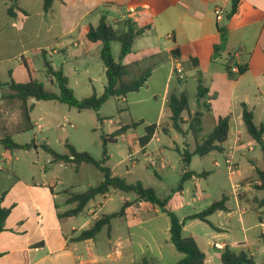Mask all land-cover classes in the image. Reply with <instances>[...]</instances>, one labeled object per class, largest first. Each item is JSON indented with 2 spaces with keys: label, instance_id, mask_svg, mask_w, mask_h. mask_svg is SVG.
Segmentation results:
<instances>
[{
  "label": "crops",
  "instance_id": "crops-1",
  "mask_svg": "<svg viewBox=\"0 0 264 264\" xmlns=\"http://www.w3.org/2000/svg\"><path fill=\"white\" fill-rule=\"evenodd\" d=\"M231 2L232 0H60L59 17L62 29L60 34L51 37L46 40V43L33 49H26V45L20 38L23 35L21 34L23 29L20 25H25L29 19V14L17 12V17H10L7 13L8 3L5 0H0L2 12L6 17L0 24V35L6 31L8 33L13 31L18 36V43H22L20 51L16 55L0 59V82L6 85L0 87V90H8L7 86L12 80L16 83H25L29 80L28 72L24 66L25 60L32 65L36 73L39 71L33 66L30 57H27L32 50V52L41 50L43 61L47 59L53 69L58 70L54 66L53 56L61 55L64 57L68 54L69 48L63 47V42H57V40L64 37L71 38L73 46H83V54H88L94 47H99L88 40L86 33L91 25H98L102 15L112 12L115 15L112 21L119 22L120 30L123 29V22L126 19H132L139 28L149 27L143 36L136 39L132 52L121 60L122 64L129 67V74L136 76L134 79L140 77L144 72H149V77L144 86L133 93H138L147 87L149 89L150 83L156 81L162 85L157 87V91L152 96L154 98L161 96L163 102L168 105L171 93L186 92L183 89L177 90L171 87L174 77L178 84H182L187 81L188 77L201 75L202 80L198 82L202 84L204 80H212L211 78L214 76L222 75L230 83L229 89L232 96L246 75H251L255 81L264 77V0H241L236 14L228 18ZM218 7L224 10L221 20H217L215 15V9ZM42 9L46 12L44 5ZM91 18H94L93 23L90 21ZM82 24L84 25L83 38L78 39L74 34ZM38 32L39 30L36 31V33ZM45 33L50 34L51 30L47 29ZM51 42L53 43L51 44ZM175 49L180 51L179 58L172 54ZM18 57L22 58V64H15L13 67L12 63ZM192 58L197 59V67L191 61ZM232 61L238 65L247 66L246 73L238 75L234 80L229 79L226 73V66H229ZM177 67L183 71L181 79L174 72ZM21 69L26 71L25 74L21 72ZM43 73L49 77L50 82L53 81V76L46 74V68ZM2 76H4L3 81H1ZM223 84H225L224 80ZM206 89L207 95L203 100L205 104L210 106L211 111L209 112L211 113L215 105L209 96V89ZM219 95L218 92L216 96L219 97ZM126 97L120 99L116 97V99L125 101ZM136 102L142 104L143 99L138 98ZM252 109L254 123L264 125L262 118L256 122V109ZM197 113L193 112V115ZM163 114L162 108H160L157 118L148 124V126L152 124L157 126L155 135L159 131L165 132L162 128L163 123L160 121ZM185 114L189 113H183L184 121H186ZM168 116L171 117V112L168 113ZM219 117L222 116L214 118V126ZM0 120L5 121L1 114ZM186 124L189 126V123ZM241 125L244 123L234 122L230 117L228 139L224 144L223 152L218 153H222L225 157L229 150L236 152L235 173L236 175L239 174L240 183L244 187L239 195H236L234 190L230 194L235 200L230 195H222V197L227 198L225 202L227 210L217 211L211 217L225 215V218L229 220L227 223L233 226L231 217L234 212L230 204L234 201L238 206L239 223L243 235V241L238 245L247 248L249 252L236 251L231 248L233 245L230 247L227 243L219 241L214 242L224 244V247L213 248L211 240L207 242L206 247L202 248L199 241L195 239L206 255L205 264H222L220 255L225 247H229L237 253L244 252L253 258L252 253H250L252 247L250 238L251 236L261 237V234L264 233V214L261 211L258 214V223L251 227L245 226L246 220L243 218V215L248 213V209H252L243 204L244 201L248 200L245 184L249 182L247 180L250 177L254 176L253 174H257L256 169L264 168V161L263 154L260 157L252 155L248 159L251 165L249 173L242 174L240 172L239 157H244L246 154L243 152L242 141L244 139L252 140L248 136L245 126L242 128ZM1 126L2 128L8 127V125ZM126 132L123 134L124 137L127 136ZM169 132L166 131V133ZM184 132H186L185 129ZM142 136H137L135 145L137 150L146 153L150 143L145 149H142L139 145V138ZM0 145L3 148L1 143ZM256 146L257 148L260 147L258 144ZM3 150L4 152L0 154L2 159L0 201L1 206L8 209L10 213L5 220L3 231L0 232V264H141L143 260H147L151 264L152 260L147 253L152 254L156 264H174L182 259L183 255L176 250L170 241V219L167 214L162 210L159 213V207L137 199L134 193H131L132 196L129 197L124 195L129 193L117 190H111L102 197L109 201L112 199V193L119 192L123 195L121 196V206L123 203H127L125 215L113 219L110 228H103L95 238L76 241L74 238L79 233L90 229L102 215L111 214L120 209L103 213L105 204L97 202L95 198L87 204L82 212L72 214L76 204L69 203L68 198L75 192L65 187H59L63 185V179L53 174L54 166L56 167L57 164L61 166L64 164L63 162L54 160L53 156L48 153L52 157V159H47L49 166H45L38 175L35 172L37 164L33 163V168L29 167L27 170L31 177L26 179L15 171V161H20L19 156L14 158L12 151H7L4 148ZM212 153H217V151L210 154ZM247 153H253V151ZM71 164L73 163L67 165ZM214 164L216 166L219 163L215 161ZM185 171L192 170L181 171L180 179ZM126 172L130 173L131 171L126 167ZM112 174L125 178L124 173L116 172L114 169H112ZM208 175V171H203L201 177ZM195 177L197 178V176ZM256 183H258V179ZM195 185L197 186V183ZM183 189L184 187L181 193L184 192ZM198 199L199 194L193 197L194 202ZM253 200L257 203L256 208L264 206V198L259 202L255 196ZM168 208L176 213L180 220L201 212L194 211L181 216L178 214L179 209H172L169 205ZM161 217L168 218L167 222L162 221L163 226L160 223ZM185 228L186 223H184L183 230ZM216 229V238L224 235L221 227ZM166 232L169 233V237H161L162 234L166 235Z\"/></svg>",
  "mask_w": 264,
  "mask_h": 264
},
{
  "label": "rangeland",
  "instance_id": "rangeland-1",
  "mask_svg": "<svg viewBox=\"0 0 264 264\" xmlns=\"http://www.w3.org/2000/svg\"><path fill=\"white\" fill-rule=\"evenodd\" d=\"M18 4L21 9L29 14V19L25 25H20L23 29L21 32L23 35L20 38L26 45V49H33L46 43V40L51 37L60 34L62 30L59 17L60 0H54L52 10L48 12L43 11L42 0H19ZM106 16L110 21L115 17L112 12L107 13ZM5 19L6 17L0 5V24ZM90 21L93 23L94 18H91ZM112 23L120 31L119 22L112 21ZM47 29L51 30L50 34L45 33ZM37 30H39L38 33H36ZM83 33L84 25L82 24L74 35L78 39H82ZM57 42H63V47L66 46L69 51L64 57L54 55V66L56 69H63L64 74L69 79L68 87L73 91L75 98L81 100L91 97L93 94L101 95L104 91L105 75L103 62L100 58V47H94L88 54H83V46H73L69 37L61 38ZM21 44L18 43V36L13 31L2 33L0 35V59L16 55L20 51ZM32 51L28 53L27 57H30L33 66L39 70L37 72L38 78L45 83V87L48 90L59 94L58 86L50 82L49 77L43 73L45 66L41 50ZM112 54L116 60L119 59L120 43L117 41L112 43ZM15 64H22V58L18 57L12 63V66L14 67ZM21 72L25 74L26 71L21 69ZM134 77L136 76L129 74L125 80L130 81ZM3 78L4 76H2L1 81H3ZM211 79L202 81V86L209 89V96L215 105L211 113L197 99V86L199 84L198 81L202 80L201 75L188 77L187 81L182 84H178L177 79L174 77L171 84L172 88L183 89L188 94L189 109L192 113L185 114L186 123L191 121L193 112H201L203 115L202 131L198 135L199 141L212 131L215 117L229 115L234 122L243 124L241 103H245L252 111V108L256 109V122H258L259 118L264 119V77L255 81L251 75H246L240 81L232 96L229 89L230 83L222 75H216ZM223 80L226 85L223 84ZM159 85L162 84L152 81L149 89L147 87L138 93H130L125 101L110 98L98 112L93 109L79 111L58 101L36 102L32 113V120L35 123L34 127L29 131L12 136L13 141L16 143L31 144L29 150L12 151L14 158L16 156L20 158V161H15V171L20 176L29 179L31 176L27 170L32 167L33 163H36L35 172L39 175L45 166H49L47 159H52L42 145L51 146L58 154L68 155L69 148L66 145L68 144V146H72L79 153H89L97 161L102 160L103 152L106 150L108 158L104 164L105 166L111 170L114 169L116 172L124 173V179L127 182L140 181L146 187L153 188L160 198L169 200V206L172 209H179L178 214L181 216L188 215L194 211H202L213 201L220 200L222 195H230L233 192L232 185L234 183L241 185V178L239 174L236 175V173L229 172L222 153H212L205 157L195 156L188 167L183 166L182 156L176 147L180 150L186 148L193 152L196 141L188 124H180L182 131L171 127L172 121L168 116L170 112L168 105L163 102L161 96H157V98L152 96ZM218 92L220 93L219 97L216 96ZM9 93V90H0V114L5 118V121L0 120L2 122L0 124V136L1 125H8L9 128L22 126L20 101L2 97ZM138 98L143 99L142 104L136 102ZM160 108H162L164 113L160 119L161 123H163L162 127L168 132L170 130V132L159 131L147 147V152L143 153L137 150L135 139L137 136L145 134L146 127L157 118ZM132 122L139 124L127 130V136L124 137L118 132L122 125L131 124ZM241 126L244 128V125ZM184 129L186 132H184ZM246 140L242 141L243 152H246V154L244 157H239L238 162L242 174L249 173L251 170L248 160L250 156L260 157L262 155L261 148H257V146L252 150L253 153H247L252 151L246 148V142L250 141ZM104 144H106L105 147ZM3 152L4 150L0 145V154ZM129 154H132L137 159V163L134 166L127 160ZM236 160L235 157V163ZM215 161L219 163L218 167L215 166ZM260 162L262 163V161ZM67 164H62L61 166L57 164L53 168V170L55 169L53 174L63 179V185L59 186L61 188L65 187L75 193H81L90 187H96L104 179L102 171L93 164L82 163L80 167L75 164ZM126 167L131 171L130 173L126 172ZM184 170H192L197 174L208 171L209 175L207 177H195L186 181L183 184L184 192L181 193L179 190V175ZM253 175L247 180L249 182L245 184L248 200L244 201L243 204L252 208L248 209V213L243 215L246 220V227H251L258 223L260 211L264 214V206L256 208L257 203L253 200L255 196L259 202L264 198V190L256 188L258 175ZM195 183H197V186ZM243 187L241 185L242 190ZM197 194H199V199L194 202L193 197L197 196ZM111 195L112 199L109 201H106L102 195L96 197L97 202L105 204L103 213L115 211L121 207V196L123 195L119 192ZM124 195L132 196L131 193ZM230 196L234 199L232 195ZM230 205L234 212L231 217L233 226L227 223L229 220L225 218V215L221 217L218 215L210 216L208 218L209 223L201 220H186L183 236L195 238L199 241L202 248L206 247L207 242L211 240L212 242H225L230 247L233 245L231 248L236 251L248 253L247 248H242L238 245V243L243 241L241 224L239 223L240 214L237 211L238 206L234 201ZM159 213H161L160 208ZM164 220L167 222L168 218H160L161 226L164 225L162 224ZM217 227H221L222 233H224L219 238H216ZM251 234H253V231H251ZM161 237H169V233L166 232V235L162 234ZM250 245L252 246L250 253L253 255L254 264H264V243L261 237L251 236ZM258 247H261V249H258ZM147 255L152 260L151 264H156L152 254L147 253Z\"/></svg>",
  "mask_w": 264,
  "mask_h": 264
},
{
  "label": "trees",
  "instance_id": "trees-1",
  "mask_svg": "<svg viewBox=\"0 0 264 264\" xmlns=\"http://www.w3.org/2000/svg\"><path fill=\"white\" fill-rule=\"evenodd\" d=\"M8 3L7 13L10 17H17V12L25 14L26 12L19 8V0H5ZM44 10L50 11L53 7L54 0H42ZM241 0H232L231 10L228 13V18L236 14L238 5ZM123 29L118 31L115 25L104 14L101 16L97 26H90L86 37L89 41L95 43L100 47V58L105 67V79L106 84L104 91L101 95L93 94L91 97L78 100L75 98L73 91L68 87L69 79L64 74L63 69L54 70L51 63L44 59V66L46 68V74L53 76V83L59 88V94L48 90L45 87V83L41 81L32 65L24 61V66L28 72L29 80L25 83H16L13 80L8 84L9 94L3 95V98L17 99L20 101V110L22 117V126L17 128H2V136L0 143L7 151L14 150H29L31 144H19L13 141L12 136L21 132H26L34 127L32 120V113L35 108V103L39 101H58L60 103L67 104L69 107L76 108L77 110L93 109L98 112L102 105L110 98L126 97L128 94L137 92L146 83L149 72H144L140 77L130 81H126L124 78L129 74V67L121 63V60L127 57L131 52L136 39L143 36L149 27H137L136 23L132 19H126L123 22ZM120 43L119 61H117L112 54V43ZM174 57H180L179 49L172 51ZM194 66H198V61L192 58ZM239 73L234 74L230 71L229 66H226V73L228 78L234 80L238 75H243L247 71L246 65H239ZM179 79V78H178ZM180 81V79L178 80ZM6 86L0 82V87ZM197 99L199 103H202L207 111H211L210 106L204 103L207 95V89L200 83L197 88ZM242 121L244 123L248 136L255 141L261 148L264 161V141L262 140V133L264 131V125H256L254 123V113L248 108L245 103H241ZM168 108L171 112V127L182 131L180 124H184L183 113L190 114L189 98L186 92L179 94L171 93L168 100ZM139 123H131L121 126L119 133L125 134L128 129L137 126ZM230 116L219 117L216 120V124L213 130L202 140H198V135L202 131V113L198 112L196 115H191V121L189 122V129L193 134L196 146L193 152L184 148L178 152L182 156V162L184 167H188L193 157H205L211 152H223L224 144L228 139L229 134ZM164 131L167 130L162 127ZM157 126L155 124L146 127V133L139 138V145L142 149L150 143L155 135ZM69 154H58L48 145H42L44 150L51 154L56 161H61L64 164L73 163L76 166H80L82 163H89L95 165L104 174L103 181L96 187H90L86 191L81 193H72L69 198V203H75L76 207L72 210V214H78L84 210L87 204L95 199L98 195H106L111 190H117L124 193H134L137 199L142 200L152 206L159 207L163 212L167 214L170 219V241L175 246L176 250L183 255L182 259L174 264H205L206 255L198 246L197 241L193 237L183 236V227L186 220H201L209 223L208 218L217 211H225L227 207L225 202L227 198L224 196L222 199L211 203L203 211L187 216L184 220H180L176 213L168 208L169 200L167 198H160L156 191L151 187H146L142 182H127L126 179L114 176L112 170L105 166L107 160V152L104 150L103 158L100 161L95 160L89 153L77 152L72 146H68ZM106 144H104L105 147ZM258 175V184L256 188L264 190V168L256 169ZM202 173L197 174L194 171H185L180 179L179 190L183 188V184L192 179L193 177H201ZM127 203H123L120 210L111 214L102 215L93 226L81 233H79L76 241H83L87 239L95 238L103 228H110L111 221L118 217L125 215V209ZM10 211L1 206L0 201V232L4 229V223L8 217ZM261 238L264 242V233L261 234ZM220 261L222 264H254V259L244 252H235L229 247H225L220 255ZM141 264H149L147 260H143Z\"/></svg>",
  "mask_w": 264,
  "mask_h": 264
},
{
  "label": "built area",
  "instance_id": "built-area-1",
  "mask_svg": "<svg viewBox=\"0 0 264 264\" xmlns=\"http://www.w3.org/2000/svg\"><path fill=\"white\" fill-rule=\"evenodd\" d=\"M215 15H216L217 20H221L223 18V15H224V10L220 7L216 8L215 9ZM229 68H230V71L234 74H238L240 72L239 71V65L234 61H232L229 64ZM174 72L180 79L183 77V74H182L183 71L180 67H177ZM262 140L264 141V131L262 133ZM256 145H257V143L253 140L246 142V148H248L251 151L254 149V147ZM235 156H236V152L234 150H229L225 156V165H226V167L230 173H235V167H236ZM127 160L129 161V163L131 165H135L137 163L136 158L132 154H129L127 156ZM216 166L218 167L219 164H216ZM1 169H2V159L0 158V170ZM232 188H233L235 194L239 195V193L241 191V185L239 183H234L232 185ZM211 246L213 248L220 249V248L224 247V244H221L218 242H211Z\"/></svg>",
  "mask_w": 264,
  "mask_h": 264
}]
</instances>
